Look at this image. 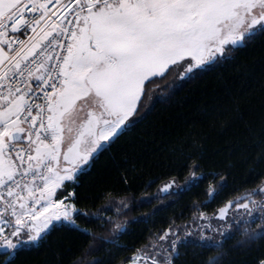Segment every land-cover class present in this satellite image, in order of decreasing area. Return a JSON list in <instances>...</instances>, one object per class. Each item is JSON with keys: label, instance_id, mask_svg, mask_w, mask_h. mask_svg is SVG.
Instances as JSON below:
<instances>
[{"label": "snow or ice", "instance_id": "6c2138e0", "mask_svg": "<svg viewBox=\"0 0 264 264\" xmlns=\"http://www.w3.org/2000/svg\"><path fill=\"white\" fill-rule=\"evenodd\" d=\"M258 36L264 0H0V264L39 250L58 226L116 245L78 220L123 233L127 221L106 213L119 215L127 203L79 207L80 175L137 123L156 80L173 71L179 81L195 79ZM199 169L193 163L182 184L172 178L160 192L191 191L207 178ZM217 194L209 183L193 224L172 221L130 264H176L189 246L210 253L204 264H221L241 221L256 224L242 230L241 246L264 240V181L209 215L202 208Z\"/></svg>", "mask_w": 264, "mask_h": 264}, {"label": "trees", "instance_id": "16d2710c", "mask_svg": "<svg viewBox=\"0 0 264 264\" xmlns=\"http://www.w3.org/2000/svg\"><path fill=\"white\" fill-rule=\"evenodd\" d=\"M231 57L210 65L195 79L173 83L169 74L156 80L152 87L157 96L150 106L144 98L145 109L137 123L80 175L75 188L79 207L94 212L105 204L127 203L119 215L106 213L114 221H127L123 233L113 234L112 223L100 227L87 224L83 217L78 220L98 237L117 239L116 245L58 226L39 250L22 253L16 264H73L78 259L86 264L128 263L136 249L172 221L192 225L193 205L208 199L209 183L218 188L214 200L202 208L211 215L264 181V36L233 50ZM193 163L207 177L199 186L178 195L160 192L172 178L182 184ZM245 227L256 224H233L234 235L224 244L221 264H257L264 258V240L240 245L246 239ZM181 252L176 264H204L210 254L196 246Z\"/></svg>", "mask_w": 264, "mask_h": 264}, {"label": "rangeland", "instance_id": "374dc122", "mask_svg": "<svg viewBox=\"0 0 264 264\" xmlns=\"http://www.w3.org/2000/svg\"><path fill=\"white\" fill-rule=\"evenodd\" d=\"M177 75H178V73L177 72H175V71H173L172 73H171V78H172V82L173 83H176L177 81H179L176 77H177ZM150 96H151V99H147V101H146V105L147 106H150L151 104H152V101L155 99V97L157 96V90L156 91H154V92H151L150 93ZM81 119H83V113H81ZM74 136H75V131H73L71 134H67L66 133V138H65V144H64V151H66V149H67V147L69 146V144H70V142H71V140L74 138ZM61 165L62 166H64L63 165V161H61ZM202 223H203V221H202ZM213 224L215 225L216 224V221H213ZM125 264H130V262H128V263H125Z\"/></svg>", "mask_w": 264, "mask_h": 264}, {"label": "crops", "instance_id": "0c3cea01", "mask_svg": "<svg viewBox=\"0 0 264 264\" xmlns=\"http://www.w3.org/2000/svg\"><path fill=\"white\" fill-rule=\"evenodd\" d=\"M57 197H58V192H57Z\"/></svg>", "mask_w": 264, "mask_h": 264}, {"label": "water", "instance_id": "95a60500", "mask_svg": "<svg viewBox=\"0 0 264 264\" xmlns=\"http://www.w3.org/2000/svg\"><path fill=\"white\" fill-rule=\"evenodd\" d=\"M67 150V149H66Z\"/></svg>", "mask_w": 264, "mask_h": 264}]
</instances>
